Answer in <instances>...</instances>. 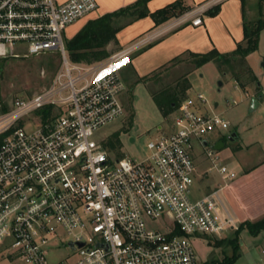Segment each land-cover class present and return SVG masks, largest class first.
Here are the masks:
<instances>
[{
  "label": "built area",
  "instance_id": "2783aa9c",
  "mask_svg": "<svg viewBox=\"0 0 264 264\" xmlns=\"http://www.w3.org/2000/svg\"><path fill=\"white\" fill-rule=\"evenodd\" d=\"M223 1L200 3L107 59L85 63L68 57L64 32L94 13L97 0H0V59L45 50L62 55L48 87L28 99H0L2 256L28 264H201L192 234L238 228L217 191L195 195L196 142L224 185L237 176L215 148L223 138L210 141L230 125L214 105L203 111L209 104L203 93L178 104L171 131L151 139L144 157L116 156L95 138L124 114L121 73L132 53L185 24L202 25ZM163 217L172 227L157 224ZM62 245L74 252L67 259L76 258L52 262ZM252 264H264V249Z\"/></svg>",
  "mask_w": 264,
  "mask_h": 264
},
{
  "label": "rangeland",
  "instance_id": "374dc122",
  "mask_svg": "<svg viewBox=\"0 0 264 264\" xmlns=\"http://www.w3.org/2000/svg\"><path fill=\"white\" fill-rule=\"evenodd\" d=\"M260 17L264 19V15ZM128 20L130 18H125L121 23H125ZM256 20L257 18L253 22ZM70 26L64 32L66 41L71 35ZM106 49L110 53L108 56L110 57L122 50V46L119 42H111L106 46ZM67 54L69 57L68 52ZM93 63H97V61ZM263 63L264 58L261 59L259 64ZM61 65L62 55L56 50H45L28 56L21 55L0 59L1 101L8 104L16 97L23 99L32 97L35 93L42 91L51 84ZM248 69L247 60L238 57H232L229 62L220 59L211 60L200 65L194 64L191 56L185 52L149 75L134 78L131 81L132 83L127 79V88L121 95L124 104V114L99 128L96 131L95 138L102 140L105 145H108L110 138L114 134L119 133L120 145L114 148L111 147L116 156L144 157L149 152L147 143L151 139L158 136L162 131H171L173 118L178 106L169 113L163 114L153 98V94L158 93L164 98L166 91H179L182 86L181 84L187 83L189 87L186 92H179V103L188 96L194 97L198 93H203L209 103L203 107V111H210L209 105L215 106V104H218L215 110L229 123L230 128L224 132L226 133L225 135L221 133L210 137L211 142H214L217 138H223L226 141V146L217 151L219 152L220 160L228 164L229 160L223 161V159L231 153L234 155L233 147L236 144L235 141L228 139L230 133L237 131L238 133H242L245 139H259L260 147L264 145V99L256 110L251 109L250 94L253 92V86L256 83L248 82L249 87L244 89L236 78V74L244 76ZM42 70L45 71V75L41 74ZM136 79H143L139 82L141 83L140 85H137ZM262 81L264 83V69ZM256 87L258 86L256 85ZM233 99H236L238 103L228 106L227 101H232ZM132 138L134 140H131ZM201 151V145L196 142L194 144V156L196 160ZM197 165L200 166L201 171L203 168L210 166L211 162L207 159L204 162L197 160ZM210 175L212 181L217 182L221 177L215 168L210 171ZM203 178L205 179L206 176L204 175ZM221 184H224L223 180ZM197 186L198 180L194 184V191L196 192ZM157 224L164 230L172 227L171 221L167 217H163ZM235 231L232 230L222 236L192 234L191 240L201 264L211 262L212 260L222 261L226 255H232L233 249L229 243V239L235 236ZM238 235L241 246L239 257L233 264H252L259 261L264 249V229L254 234L248 228H243ZM60 247V249L50 254L52 262L58 259L66 260L69 254L73 255L74 252L65 245ZM1 257L4 256L0 255ZM75 258L76 256L66 261L74 260ZM5 259H8L9 264H28L19 256L4 257L3 260ZM11 259L13 260L11 261Z\"/></svg>",
  "mask_w": 264,
  "mask_h": 264
},
{
  "label": "crops",
  "instance_id": "0c3cea01",
  "mask_svg": "<svg viewBox=\"0 0 264 264\" xmlns=\"http://www.w3.org/2000/svg\"><path fill=\"white\" fill-rule=\"evenodd\" d=\"M57 1L65 2L67 0ZM135 1L137 0H97L98 9L94 13L69 27V30H71L70 38L88 20L130 5ZM174 1L176 0H150L148 8L150 11H155ZM184 1L185 5L191 9L207 0ZM262 15H264V0H225L221 3L217 14L204 16L202 25L185 24L134 51L131 56L132 62L123 70L122 77L126 83L127 79L131 82L134 78L144 77L167 65L173 58L187 51L205 53L217 48L221 53L232 52L236 49L237 44L244 39L245 21L249 23ZM157 26L159 25H155L150 16L137 19L117 33L118 42L124 49L139 37L154 31ZM262 58H264V29L260 33L258 49L250 53L245 59L248 62L249 69L258 76L261 84L259 88L256 85L253 86V92L249 93L251 98L250 108L255 110L262 104L264 99V83L262 81L264 63L259 64ZM140 84L138 82L137 85ZM248 87L249 85L246 88ZM255 97L259 98V102L252 108ZM217 105L215 104V109ZM236 133V144L233 147L234 155L232 153L227 155L223 161L229 160L227 163L237 172V176L226 185L221 184L222 177L218 182L212 181L209 171L210 166L200 171V166L197 165V160L199 162L205 161L203 154L200 153L199 159L196 160L198 186L195 195L202 196L217 191L222 209L240 224L264 216V145L260 147L259 139H245L242 133L237 131ZM204 175L206 176L205 179L203 178ZM3 258H0V264H9L8 259L3 260Z\"/></svg>",
  "mask_w": 264,
  "mask_h": 264
},
{
  "label": "trees",
  "instance_id": "16d2710c",
  "mask_svg": "<svg viewBox=\"0 0 264 264\" xmlns=\"http://www.w3.org/2000/svg\"><path fill=\"white\" fill-rule=\"evenodd\" d=\"M150 0H137L134 3L121 7L112 12H108L97 18H93L87 21V23L72 37L66 41V48L69 53V58L74 62H100L107 58L110 53L106 49V46L111 43H118L117 33L128 24L133 21L150 16L155 22V25H160L170 18L183 13L189 9V6L185 5L184 0H176L162 8L155 11H150L148 8V2ZM221 4H218L210 8L206 15H215L219 12ZM130 18L125 23H121L123 19ZM264 29V19L259 17L256 21H245L244 24V39L237 44L235 50L229 53H221L217 48H213L205 53H196L187 51L186 53L191 56V60L194 64H202L211 60H220L229 62L232 57H238L245 60L246 57L256 51L259 47L260 33ZM2 74V71H1ZM238 83L246 88L248 82H255L258 87L261 86L258 76L248 69L244 76L236 74ZM143 79H138L136 82H140ZM180 85V84H178ZM181 88L178 91H166L165 97H161L158 93L153 94L160 111L163 114L169 113L179 104V94L185 93L189 85L187 83L181 84ZM180 92V93H179ZM119 133L114 134L108 141V145L112 148L120 145ZM243 228H248L254 234H257L264 229V217L255 221L247 220L239 224L235 229V236L229 239V243L232 245L233 254L226 255L222 261L212 260L204 264H233L239 257L240 250V238L239 232ZM176 233H181L176 230Z\"/></svg>",
  "mask_w": 264,
  "mask_h": 264
},
{
  "label": "water",
  "instance_id": "95a60500",
  "mask_svg": "<svg viewBox=\"0 0 264 264\" xmlns=\"http://www.w3.org/2000/svg\"><path fill=\"white\" fill-rule=\"evenodd\" d=\"M222 84V82H221ZM259 102V98L258 97H255L253 99V102H252V108H254L256 106V104ZM237 138V133L236 132H232L229 136H228V139L231 140V141H235ZM131 140H134V138H132ZM226 146V141L224 139H220L218 140L216 143H215V148L217 150H221L223 149L224 147Z\"/></svg>",
  "mask_w": 264,
  "mask_h": 264
}]
</instances>
